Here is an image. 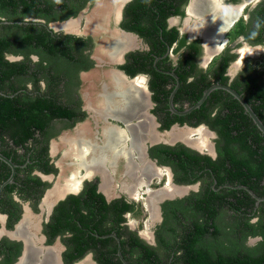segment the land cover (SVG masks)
I'll return each instance as SVG.
<instances>
[{
    "label": "flooded vegetation",
    "instance_id": "obj_1",
    "mask_svg": "<svg viewBox=\"0 0 264 264\" xmlns=\"http://www.w3.org/2000/svg\"><path fill=\"white\" fill-rule=\"evenodd\" d=\"M2 37L0 95L43 108L0 130V264H183L190 233L264 249V174L230 162L255 124L220 87L193 107L221 84L255 112L264 0H0Z\"/></svg>",
    "mask_w": 264,
    "mask_h": 264
},
{
    "label": "trees",
    "instance_id": "obj_2",
    "mask_svg": "<svg viewBox=\"0 0 264 264\" xmlns=\"http://www.w3.org/2000/svg\"><path fill=\"white\" fill-rule=\"evenodd\" d=\"M23 29V26H21ZM34 26H28L25 28V31H33ZM35 31L41 32V29H36ZM39 38V37H37ZM10 42L5 38H0V64L11 66V63L4 61L2 58V51L8 46ZM4 61V62H1ZM12 70H6L3 72L4 76H0V89L3 88V81L6 77L9 76ZM255 85V96H258L260 99L259 104H254V110L257 113L258 117L264 123V84H257L255 78H252ZM35 100L29 102V107L27 105L23 110L16 111L17 108L14 104V99L4 95H0V130L4 131L11 127V122L16 125L18 122L15 119H21V116L24 115L25 120H21L23 124L29 126V122L34 120V115L36 121L39 120V115L42 113V108L35 106ZM14 116L16 118H14ZM27 119H29L27 121ZM36 123L38 126H40ZM248 126V121L245 122ZM22 125V124H20ZM27 126V127H28ZM248 128V127H246ZM252 143L248 142L245 135H239L237 139L241 145V148L244 149V155L242 158L231 157L230 162L232 167L236 168L237 174L233 177L241 179H250L252 176L259 178L264 174V151L262 150V142H264V134H261L256 126L252 127ZM27 136H23L25 139ZM229 137V136H228ZM22 139V138H21ZM21 141V140H20ZM229 141V139H228ZM19 142V138L17 139ZM260 147L262 152H258L257 148ZM254 154L257 155L254 157ZM253 190H257L255 185H251ZM258 191V190H257ZM196 236L192 233L188 234L183 239L184 252L181 254V257L184 260L183 264H264V249L256 250L252 252L250 249L242 252L240 250H231V251H211L205 248H200L195 246ZM260 250V251H259Z\"/></svg>",
    "mask_w": 264,
    "mask_h": 264
},
{
    "label": "water",
    "instance_id": "obj_3",
    "mask_svg": "<svg viewBox=\"0 0 264 264\" xmlns=\"http://www.w3.org/2000/svg\"><path fill=\"white\" fill-rule=\"evenodd\" d=\"M216 87L223 88V89L227 90L228 92H230L232 95H234L240 101V103L243 105V107L245 108V111L247 112V114L249 115V117L252 119L253 123L255 124V126L257 127V129L260 131V133L261 134H264V123L262 122V120L256 115V113L247 104V102L243 99V97L239 93H237L234 89H232L231 87H229V86L221 85V84H217V85L211 86L210 88H208L204 92L203 97L193 107H196V106L200 105V103L205 99V97L208 95V93L213 88H216ZM0 158L3 159L4 161L8 162V163L11 162L9 159L5 158L2 155H0ZM249 192L256 198L257 201L264 200V197H258L254 193H252L250 190H249Z\"/></svg>",
    "mask_w": 264,
    "mask_h": 264
},
{
    "label": "bare ground",
    "instance_id": "obj_4",
    "mask_svg": "<svg viewBox=\"0 0 264 264\" xmlns=\"http://www.w3.org/2000/svg\"><path fill=\"white\" fill-rule=\"evenodd\" d=\"M214 26H216V25H213L212 26V28L209 30L210 31V34L211 35H215V34H217L216 32H217V30H218V27H214ZM115 98V97H114ZM113 135H109L108 136V143H107V145L109 146L110 144H112V139H113ZM119 138V137H118ZM117 139V138H116ZM195 145H200V146H205V144H206V141H205V137L203 136V135H201L199 138H197V139H195V141L193 142ZM192 143V144H193ZM87 145V144H86ZM111 146V145H110ZM114 145H112L111 147H113ZM80 147H82V146H80ZM117 149V148H116ZM101 152H104V150L102 149V151ZM82 153V152H81ZM84 156H85V154H84ZM102 157H103V159H104V157L105 156H103V155H101ZM82 157H83V154H82ZM109 158V157H108Z\"/></svg>",
    "mask_w": 264,
    "mask_h": 264
},
{
    "label": "rangeland",
    "instance_id": "obj_5",
    "mask_svg": "<svg viewBox=\"0 0 264 264\" xmlns=\"http://www.w3.org/2000/svg\"><path fill=\"white\" fill-rule=\"evenodd\" d=\"M245 62H246L247 64H248V62H249L251 65H253V66L259 68L260 70H262V71H260V72H263V74H264V57H258L257 60H256V59H252V58H250V60L247 59ZM250 64H249V65H250ZM263 76H264V75H263Z\"/></svg>",
    "mask_w": 264,
    "mask_h": 264
}]
</instances>
